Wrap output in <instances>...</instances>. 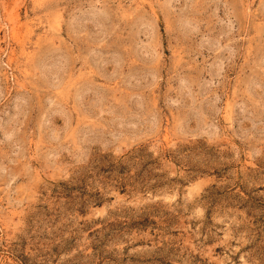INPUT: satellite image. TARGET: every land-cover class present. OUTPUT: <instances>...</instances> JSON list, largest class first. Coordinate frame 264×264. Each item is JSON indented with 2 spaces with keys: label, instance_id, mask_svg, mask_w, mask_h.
Listing matches in <instances>:
<instances>
[{
  "label": "rangeland",
  "instance_id": "374dc122",
  "mask_svg": "<svg viewBox=\"0 0 264 264\" xmlns=\"http://www.w3.org/2000/svg\"><path fill=\"white\" fill-rule=\"evenodd\" d=\"M0 264H264V0H0Z\"/></svg>",
  "mask_w": 264,
  "mask_h": 264
}]
</instances>
